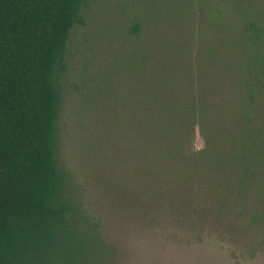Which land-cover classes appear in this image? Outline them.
Returning <instances> with one entry per match:
<instances>
[{
  "label": "trees",
  "instance_id": "obj_1",
  "mask_svg": "<svg viewBox=\"0 0 264 264\" xmlns=\"http://www.w3.org/2000/svg\"><path fill=\"white\" fill-rule=\"evenodd\" d=\"M215 1L206 36L175 0L163 19L130 24L106 96L108 195L149 229L215 233L253 258L264 247V0ZM87 2L0 0V264H106L114 249L59 158L68 47Z\"/></svg>",
  "mask_w": 264,
  "mask_h": 264
},
{
  "label": "rangeland",
  "instance_id": "obj_2",
  "mask_svg": "<svg viewBox=\"0 0 264 264\" xmlns=\"http://www.w3.org/2000/svg\"><path fill=\"white\" fill-rule=\"evenodd\" d=\"M172 1L88 0L84 22L73 28L68 47L59 158L72 188L81 193L85 206L101 220L103 238L113 245L106 264H264V247L249 258L215 233L194 240L149 229L135 216H124L108 195V170L116 165L109 158L108 82L116 75L130 24L146 15H151L154 22L155 18L163 19ZM175 3L189 15L185 17L186 26L196 36H206L216 1Z\"/></svg>",
  "mask_w": 264,
  "mask_h": 264
}]
</instances>
